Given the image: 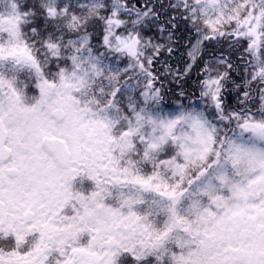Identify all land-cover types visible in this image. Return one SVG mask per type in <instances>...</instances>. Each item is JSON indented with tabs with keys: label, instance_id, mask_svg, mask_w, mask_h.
I'll return each instance as SVG.
<instances>
[{
	"label": "snow or ice",
	"instance_id": "snow-or-ice-1",
	"mask_svg": "<svg viewBox=\"0 0 264 264\" xmlns=\"http://www.w3.org/2000/svg\"><path fill=\"white\" fill-rule=\"evenodd\" d=\"M0 264H264V0H0Z\"/></svg>",
	"mask_w": 264,
	"mask_h": 264
}]
</instances>
